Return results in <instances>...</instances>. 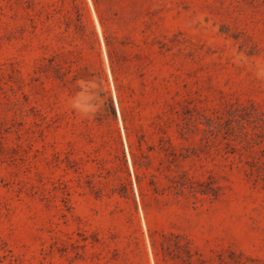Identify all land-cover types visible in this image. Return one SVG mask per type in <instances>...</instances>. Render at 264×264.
Returning a JSON list of instances; mask_svg holds the SVG:
<instances>
[{
    "label": "rangeland",
    "instance_id": "rangeland-1",
    "mask_svg": "<svg viewBox=\"0 0 264 264\" xmlns=\"http://www.w3.org/2000/svg\"><path fill=\"white\" fill-rule=\"evenodd\" d=\"M261 68L264 0H0V264H264Z\"/></svg>",
    "mask_w": 264,
    "mask_h": 264
},
{
    "label": "clouds",
    "instance_id": "clouds-1",
    "mask_svg": "<svg viewBox=\"0 0 264 264\" xmlns=\"http://www.w3.org/2000/svg\"><path fill=\"white\" fill-rule=\"evenodd\" d=\"M257 75L258 78H264V68H261ZM77 87L80 90L77 92L76 96L73 97L71 107L82 117H89L94 114L99 107V104L92 105L86 103V101L94 98L97 84L94 81L82 80L77 82Z\"/></svg>",
    "mask_w": 264,
    "mask_h": 264
}]
</instances>
